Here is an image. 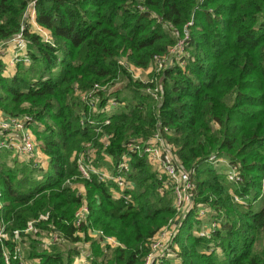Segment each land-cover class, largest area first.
<instances>
[{
  "label": "trees",
  "instance_id": "1",
  "mask_svg": "<svg viewBox=\"0 0 264 264\" xmlns=\"http://www.w3.org/2000/svg\"><path fill=\"white\" fill-rule=\"evenodd\" d=\"M31 3L51 43L31 30L25 18ZM21 27L30 64L17 62L6 77L0 57V109L35 119L48 163L42 169L0 162V228L7 237L0 240V264L4 254L9 264H75L86 241L89 264H141L150 238L176 216L171 188L145 156L130 153L127 203L112 196L113 183L82 178L76 156L90 143L95 165H109L103 153L116 165L124 145L149 138L158 121L167 127L162 134L174 162L195 182L172 239L181 264H264V0H0V43ZM182 39L180 66L169 49ZM125 62L151 67L149 80L133 79ZM119 80L128 93L115 89ZM95 83L106 85L99 98L114 94L124 104L92 111L76 90ZM155 88V95L147 91ZM212 155L237 165L241 180L226 183ZM83 201L89 213L76 225ZM199 206L208 208L205 219L197 218ZM29 220L58 240L41 245L24 232ZM209 222L218 226L208 236L193 233ZM89 227L123 246L101 247L88 237Z\"/></svg>",
  "mask_w": 264,
  "mask_h": 264
},
{
  "label": "built area",
  "instance_id": "2",
  "mask_svg": "<svg viewBox=\"0 0 264 264\" xmlns=\"http://www.w3.org/2000/svg\"><path fill=\"white\" fill-rule=\"evenodd\" d=\"M31 13L30 20L31 23L37 24L35 22V11L32 8V3L28 7L27 13ZM27 15V14H26ZM33 32L40 34L45 42L51 43V37L49 32H45L41 27L32 26ZM47 31V30H46ZM185 38L187 34H185ZM12 43L13 49L15 50L14 55L8 64H16L22 61L25 65L30 64V58L27 54V41L23 37V27L21 31L12 37L11 39L0 43V57L3 52V47L7 43ZM184 47V39L179 40L175 46L169 49L171 56H173L180 66H183L182 51ZM165 64V58L158 60V69L163 67ZM10 69L6 72L9 73ZM15 73V72H13ZM10 73V74H13ZM106 85H99L95 83L90 91L80 92L76 90L77 94H80L83 99L88 102L89 107L92 111L99 109L101 112H111V110L124 103L117 99L113 94H109L105 100L99 98V92H105ZM150 93L155 95L157 88L147 89ZM103 102V103H102ZM101 103L100 107L98 105ZM87 117L81 118V123H84ZM89 122L95 127L96 131H100V127L97 122L89 120ZM108 123V120L104 121ZM37 122L35 119L27 114L22 113L18 115H8L0 111V151H7L19 161H26L33 163L36 167L46 169L47 167L43 165L44 162L48 163V157L43 154L40 150V143L34 134V128ZM165 126H162L159 122L157 124V130L152 133L149 138L138 137L129 140L125 145V152L121 155L118 164L114 165L112 162L111 168H103L102 166H97L94 164L96 149L90 143H87V149L77 153L76 161L80 172V176L85 179H90L91 176H95L99 182L114 184L111 188L112 196L115 198H122L128 203L130 201V191L133 189V182L129 179L130 172V153L137 152L155 165L156 173L159 177L163 178L164 186L170 187L174 193V206L176 208V216L169 220L168 224L163 228L159 229L158 232L153 235L149 240V250L147 255L141 264H161L165 257L170 256L171 253L174 254L173 247L176 248L175 243L172 242L173 235L177 232V227L180 222L185 217L187 211L192 205V191L195 187V183L191 178L188 171L179 168L173 160L170 152V147L168 146L165 138L162 134V130L166 131ZM101 142L104 144V148L108 144V136L102 137ZM103 157L111 159L106 153H103ZM209 161L214 163L215 166L222 164L225 166L224 174L229 183H237L240 181L241 177L238 171V166L231 164L228 160L221 157H216L215 155L209 158ZM234 199L237 202H241L236 196ZM89 213L87 204L83 201L81 206L75 212L74 222L76 225L84 222ZM197 218L204 219L207 214V210L204 207L199 206L197 211ZM41 219H46V215H40ZM35 220H31L27 223V227L24 232L36 231ZM205 225V227H204ZM201 229L194 230L193 233L199 236H208L217 226L216 222H209L204 224ZM198 231V232H197ZM14 234H19L15 231ZM88 235L92 238L97 239L103 246L109 247H122L123 245L112 235L104 233L101 229L88 228ZM7 238L3 228H0V240ZM58 240L56 233H51L49 240L44 243L43 246H47L54 241ZM81 255L75 256V264H88L86 260V255L83 257ZM15 255L14 257H16ZM18 257H20L18 255ZM173 256L169 257L171 260ZM5 263L9 264V256L4 254ZM165 264V263H162Z\"/></svg>",
  "mask_w": 264,
  "mask_h": 264
},
{
  "label": "rangeland",
  "instance_id": "3",
  "mask_svg": "<svg viewBox=\"0 0 264 264\" xmlns=\"http://www.w3.org/2000/svg\"><path fill=\"white\" fill-rule=\"evenodd\" d=\"M30 15H31V13H30V11H29V13H27V15H26V19L28 20V22H29V25H30V28H32V26L34 25V27H36L37 26V24H34V23H31V20H30ZM38 26L39 27H41L39 24H38ZM42 28V27H41ZM45 32H49L47 29H45V28H42ZM31 30H33V29H31ZM47 30V31H46ZM49 35H50V32H49ZM125 61V60H124ZM125 63H128L127 64V67L129 68V70H130V74H131V76L133 77V79H135V80H138V81H144V82H146V81H148L149 80V77H150V73H151V67H149V68H147V69H139V68H136V67H134L133 65H131L129 62H125ZM24 64V63H23ZM15 66H16V64H15ZM24 66H28V65H25L24 64ZM17 67V66H16ZM4 69H5V67H4ZM14 70V68H12L10 71H9V73H4L3 72V75H5L6 77H12L15 73H13L12 71ZM10 73H13V74H10ZM123 84H124V81L123 80H119V82H118V84H116V86H115V89L116 88H118V89H121V92H124L125 94L126 93H128L127 91H125L124 89H122V86H123ZM113 95V94H112ZM0 111L1 112H3V110H1L0 109ZM3 113H5V112H3ZM159 122V121H158ZM160 123V122H159ZM35 129V128H34ZM41 150V149H40ZM213 156V155H212ZM211 157V156H210ZM209 157V158H210ZM221 158H223V157H221ZM95 159H96V156H95ZM223 159H225V158H223ZM18 161V162H16V161ZM147 160V159H146ZM226 160V159H225ZM2 161H4L5 162V164L7 165V166H13L14 165V163H18V164H23V163H26L25 161H19L17 158H15L13 155H11L10 153H7V152H4V151H0V162H2ZM106 162V161H105ZM147 162H148V160H147ZM149 163V165H150V167H151V170L154 172V173H156V170H155V165L152 163V162H148ZM212 163V162H211ZM109 164V163H108ZM212 165L214 166V168L217 170V171H222L223 172V174H224V171H223V168H222V166L220 167H218V166H215L214 165V163H212ZM31 166V165H30ZM102 167L103 168H107L106 170H109L110 169V164L109 165H102ZM41 175L40 174H38L37 172H36V177H40ZM224 180H225V182L226 183H229L228 181H227V179H226V176H225V174H224ZM241 180V179H240ZM195 183V182H194ZM194 190H195V187H194V189H193V191H192V198H193V192H194ZM174 195V194H173ZM115 197V196H114ZM242 202V201H241ZM259 206H260V204H257V208H259ZM206 209H208V208H206ZM206 218V217H205ZM204 218V219H205ZM30 221V220H29ZM28 221V222H29ZM27 222V223H28ZM35 226V228H36V231H29V232H27V233H29V234H31V235H33V237L36 239V240H38V241H40V244L41 245H44V243H47L46 241H48L49 240V237H50V235H51V232H49V231H40L39 232V228H38V226H36V225H34ZM204 227H205V225H204ZM198 232V231H197ZM80 235H82V233H79ZM88 237H90L89 235H88ZM90 239H94L95 240V238H92V237H90ZM83 244H84V246H82V253L84 254V255H86L87 253H88V246H89V242L88 241H86V242H83ZM100 246L101 247H105V246H103L102 244H100ZM112 248V247H111ZM177 248V247H176ZM79 255H81V251H80V254H78L77 256H79ZM84 255H83V257H84ZM171 256H173L172 257V259L171 260H168L169 259V257H171ZM87 257V256H86ZM87 263L89 264V262L87 261ZM162 263H165V264H181V259H179L177 256H176V254L174 253V254H172L171 253V255L170 256H167V257H165L164 258V260H163V262ZM161 263V264H162Z\"/></svg>",
  "mask_w": 264,
  "mask_h": 264
},
{
  "label": "crops",
  "instance_id": "4",
  "mask_svg": "<svg viewBox=\"0 0 264 264\" xmlns=\"http://www.w3.org/2000/svg\"><path fill=\"white\" fill-rule=\"evenodd\" d=\"M2 51L3 52L1 53V59H2V61L5 64V66H4L5 67L4 72H6V70L8 71L9 69L11 70L12 68H14V70L12 72H16V66H15V64L14 65L8 64L10 62V60L12 59V57L14 55V52H15V50L13 49L12 43H10V42L7 43L3 47V50ZM104 160L107 161L109 164H110V162H112L111 159L104 158ZM43 165L47 167V163L46 162H44ZM219 166L220 167L222 166L223 171L225 170V166L224 165L219 164L218 167ZM79 245H81V248L80 249L82 250V246H84V244L82 243V244H79Z\"/></svg>",
  "mask_w": 264,
  "mask_h": 264
}]
</instances>
